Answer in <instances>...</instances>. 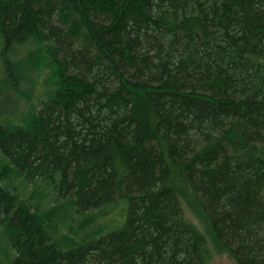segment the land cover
<instances>
[{"label": "trees", "instance_id": "trees-1", "mask_svg": "<svg viewBox=\"0 0 264 264\" xmlns=\"http://www.w3.org/2000/svg\"><path fill=\"white\" fill-rule=\"evenodd\" d=\"M4 101L0 264H264V0H0Z\"/></svg>", "mask_w": 264, "mask_h": 264}, {"label": "rangeland", "instance_id": "rangeland-1", "mask_svg": "<svg viewBox=\"0 0 264 264\" xmlns=\"http://www.w3.org/2000/svg\"><path fill=\"white\" fill-rule=\"evenodd\" d=\"M42 86L38 84L35 86L33 90L32 100L30 103H27L26 100L21 104V108L14 112L17 115V119L21 118L23 114L25 116L27 114L38 112V105L40 103V99L42 96ZM11 102H3L0 104V112L9 110L11 108ZM185 203V202H184ZM124 204L120 203L113 209L109 210V216L107 217H99L97 221L91 225V229L94 227H100V231H109L111 228L118 226L122 223L124 218ZM183 209L186 217L191 221L206 237L208 241L209 251H210V258L208 264H236L228 255L219 253L215 245L213 244V240L207 230V228L201 223V221L192 213L191 209L189 208L188 204H183ZM110 232V231H109ZM108 233V232H107Z\"/></svg>", "mask_w": 264, "mask_h": 264}]
</instances>
